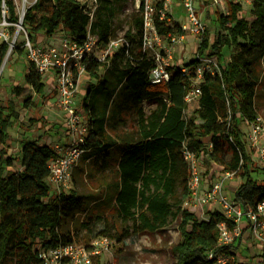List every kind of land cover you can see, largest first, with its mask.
<instances>
[{
    "label": "trees",
    "instance_id": "1",
    "mask_svg": "<svg viewBox=\"0 0 264 264\" xmlns=\"http://www.w3.org/2000/svg\"><path fill=\"white\" fill-rule=\"evenodd\" d=\"M6 3L8 19L18 22L14 0ZM142 8L123 46L104 59H85L86 73L96 82L83 98L88 135L72 172L76 188L70 193L51 196L50 163L58 154L41 141L43 136L23 138L17 155L8 150L10 128L20 118L17 99L28 108L34 93L43 95V74L29 62L25 84L12 86V98L0 99V264H45L40 255L44 249L73 242L89 245L102 235L121 244L137 234L162 232L174 222L180 233L173 247L174 264H215L209 253L228 249L219 245L223 215L213 211L208 219H200L187 206L192 169L185 147L198 156L206 154L208 163L219 164L225 172H236L241 183L234 198L245 209L264 200V179L253 175L257 169L241 126L243 120L252 122L260 115L264 0H252L250 18L243 15L241 4L231 1L227 12H215L217 38L211 42L207 30L197 54L217 55L222 69L205 74L199 107L190 116L185 97L191 82L179 68L170 69L167 82L150 78L154 60L143 50ZM114 19L113 0H97L94 12L79 0H35L22 24L33 42L42 34L65 32L83 44L92 34L104 48L115 38ZM158 25L161 33L180 32L179 24ZM23 45L13 50L23 54ZM232 47L231 60L224 62V49ZM9 48V42H0V71ZM83 175L103 180L96 192L77 189ZM244 228L251 234L249 226Z\"/></svg>",
    "mask_w": 264,
    "mask_h": 264
},
{
    "label": "built area",
    "instance_id": "2",
    "mask_svg": "<svg viewBox=\"0 0 264 264\" xmlns=\"http://www.w3.org/2000/svg\"><path fill=\"white\" fill-rule=\"evenodd\" d=\"M229 1L242 6L252 3V0H226V4ZM95 2L97 3V0ZM219 3L221 0H212L213 6ZM142 4L143 50L148 52L154 60L150 78L154 83L167 82L170 79V69L175 68L176 47L187 40V35L196 36L200 44L207 32V24L200 12L198 0H140L139 6ZM182 7L185 9L188 22H180L175 17L176 9ZM7 13L8 6L6 0H3L0 12V42H9L11 51L16 45L18 36L24 31L26 38L23 47L28 61L39 73L53 72L56 75L58 104L66 113L65 127L71 141L54 146L58 156L50 163L49 183L51 188H70L73 169L85 152L82 144L88 135L85 113L76 107L80 81L86 74L85 59L92 56L104 59L106 55L123 46L126 39L124 37L112 39L102 49V57L97 54V50L100 49L98 38L92 34L85 43L79 44L64 32L60 35L59 45L40 46L29 38L22 24L25 9L20 13L18 22L10 21ZM158 24L171 26L179 24L180 32L161 33ZM13 27H15V33L12 35L11 28ZM179 69L183 76L191 82V88L185 97L190 106L194 102H199L205 74L221 73L222 66L217 55L205 53L197 54L195 63L183 65ZM249 125L250 131L246 140L249 147L255 150L257 156L264 161V116L259 115L255 121L249 122ZM211 147L212 143L209 144V148ZM183 153L192 169L189 185L192 190L190 199L197 200L194 208L210 203H218L221 207L223 219L218 224L219 245L226 246L227 251L230 250L231 244L241 238L244 225H247L255 238L261 240L264 246V200L258 202L255 207L245 209L241 202L231 198L226 193V181L234 178L236 172H225L222 166L220 179L204 191L202 189L203 179L199 171V163L204 155L198 156L188 147L184 148ZM201 190H203V196L199 195ZM114 243H116L114 239L102 235L94 238L89 245L68 243L44 249L40 255L45 264H94V260L108 252ZM227 251L220 253L212 251L208 258L214 259L215 264H228Z\"/></svg>",
    "mask_w": 264,
    "mask_h": 264
},
{
    "label": "rangeland",
    "instance_id": "3",
    "mask_svg": "<svg viewBox=\"0 0 264 264\" xmlns=\"http://www.w3.org/2000/svg\"><path fill=\"white\" fill-rule=\"evenodd\" d=\"M35 0H14L16 4V10L20 14L34 2ZM85 7L94 12L97 3L95 0H79ZM115 6V19L113 22V28L115 32V38L124 37L127 30L133 25L134 19L139 16V3L140 0H113ZM200 6V12L207 24V30L211 39V42H215L217 33L219 31L218 24L216 22L217 13L215 12H227L226 0H221V3L212 5V0H198ZM252 3L243 5V15L250 18ZM176 17L181 22H188L185 9H176ZM64 32L55 34L54 40H50L45 36L41 40L40 35L37 42L40 46H47L51 44H60L61 36ZM44 36V35H43ZM26 38V33L22 31L17 38L16 45H19ZM40 40V41H39ZM184 49H175V56L177 64L190 63L197 57V48L199 46L198 38L194 35H189L184 43ZM102 47L97 50L99 57L103 56ZM234 51V47L225 48V60L229 62L231 60V54ZM100 52V53H99ZM181 58V60H179ZM29 61L24 51L23 54H19L15 50H11L3 63L0 71V99L5 101L12 98L11 88L15 85L23 86V75L27 70ZM45 88L43 95L33 94V101L30 107H24L21 104V98L18 100V110L20 112V118L10 128L11 136L8 143V150L11 154L17 155L20 149V141L25 137L37 138L43 136L41 141L51 144L53 147L56 144H65L71 141V138L67 135V129L65 127L66 113L59 107L58 104V91L56 75L53 72H46L43 74ZM96 79H91L86 73L80 81V88L77 94L76 107L83 108V97L89 84ZM257 106L259 114L264 116V79L258 88ZM196 109V104H192L188 108V115H192ZM43 119V122L39 121V118ZM34 120H38L37 124H33ZM242 130L244 132V138L246 139L250 125L249 121L243 120L241 122ZM248 150L250 149L252 159L254 161L256 171L253 172L254 177L258 180L264 179V161L257 156L255 150L249 147V143L246 140ZM204 158L200 160L199 171L203 179L202 189L205 191L209 185H212L221 177L222 167L215 163H208L206 154ZM207 160V161H206ZM18 167V162L16 163ZM102 179L98 176L83 175L80 179L79 189L84 194H90L96 192ZM241 183V178L235 176L231 180L226 181V193L234 198ZM76 188L75 183L72 182L70 188H51V196L55 197L61 192L70 193ZM202 190V191H203ZM203 196V192L199 193ZM197 200H189L187 206L193 211L200 219H208L209 213L213 211H220L221 207L218 203H210L208 205H198L194 208ZM247 228L243 230L241 238L236 240L231 246V253L228 254V264H264V246L262 241L255 238L251 233L247 232ZM180 233L178 230V224L172 223L162 232L157 233H145L137 234L126 240L124 243H114L111 249L100 258L94 260V264H174L176 261V254L173 251V247L178 243ZM240 242V243H239ZM254 262V263H255Z\"/></svg>",
    "mask_w": 264,
    "mask_h": 264
},
{
    "label": "crops",
    "instance_id": "4",
    "mask_svg": "<svg viewBox=\"0 0 264 264\" xmlns=\"http://www.w3.org/2000/svg\"><path fill=\"white\" fill-rule=\"evenodd\" d=\"M177 9H181V8H177ZM175 17H176V15H175ZM176 19L178 20V18L176 17ZM180 21V20H179ZM181 22V21H180ZM56 35H53V36H51V37H48L50 40H54V37H55ZM189 35H187V37H188ZM44 37H45V35L43 36H41V40H43L44 39ZM40 41V40H39ZM186 42V41H185ZM184 42V43H185ZM184 43L183 44H180V45H178L176 48H179L180 50H183L184 49V46H182V45H184ZM100 53V52H99ZM178 58H176V56H175V68H180V67H182L183 65H186L185 63H180V64H177L176 63V60H177ZM179 60H181V58H179ZM96 82V81H95ZM92 83H94V81H92ZM86 92H87V89H86V91H85V94H86ZM85 96V95H84ZM84 98V97H83ZM193 104H196V108H198L199 107V102H194ZM191 106V105H190ZM189 106V107H190ZM83 107V106H82ZM146 108L147 109H149L150 107L148 106V105H146ZM83 111H84V113H85V117H86V121L88 122V115L86 114V111L84 110V107L83 108H81ZM201 192H203L202 190H201ZM255 262V261H254ZM254 262H251L252 264H256V262L254 263Z\"/></svg>",
    "mask_w": 264,
    "mask_h": 264
},
{
    "label": "water",
    "instance_id": "5",
    "mask_svg": "<svg viewBox=\"0 0 264 264\" xmlns=\"http://www.w3.org/2000/svg\"><path fill=\"white\" fill-rule=\"evenodd\" d=\"M10 52V49H9V51H8V53Z\"/></svg>",
    "mask_w": 264,
    "mask_h": 264
}]
</instances>
